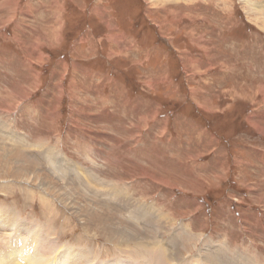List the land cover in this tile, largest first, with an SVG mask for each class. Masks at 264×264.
<instances>
[{"label": "rangeland", "instance_id": "rangeland-1", "mask_svg": "<svg viewBox=\"0 0 264 264\" xmlns=\"http://www.w3.org/2000/svg\"><path fill=\"white\" fill-rule=\"evenodd\" d=\"M261 6L0 0V264H264Z\"/></svg>", "mask_w": 264, "mask_h": 264}, {"label": "bare ground", "instance_id": "bare-ground-1", "mask_svg": "<svg viewBox=\"0 0 264 264\" xmlns=\"http://www.w3.org/2000/svg\"><path fill=\"white\" fill-rule=\"evenodd\" d=\"M159 4H161V3H159ZM252 7V6H251ZM254 7H257V5H254ZM262 7V8H261ZM261 7H258V9H260V10H264V6H261ZM60 20H61V18H60ZM1 130V129H0ZM2 132V131H1ZM0 132V133H1ZM3 133V132H2ZM15 140H19V136H17V138L15 139ZM14 140V141H15ZM13 141V140H12ZM13 141V142H14ZM20 141V140H19ZM2 142V141H1ZM10 143H11V141H10ZM16 144V143H15ZM19 144H21V143H18L17 145H19ZM3 145V144H2ZM2 145H1V147H2ZM22 145V144H21ZM25 148H29L27 145L26 146H24ZM28 152V151H27ZM10 157V156H9ZM55 159H57L56 157H55ZM63 161V160H62ZM68 161V160H67ZM11 162V161H10ZM64 162V161H63ZM60 163H61V160H60ZM62 164V163H61ZM53 165V164H52ZM69 165H71V164H69ZM71 166H73V165H71ZM74 168L76 169V167L74 166ZM55 169V168H54ZM55 171V170H54ZM54 176H55V174H54ZM62 177V176H61ZM58 178H59V176H58ZM83 180V179H82ZM32 181V180H31ZM65 181V180H64ZM42 183V182H41ZM30 184V183H29ZM44 184H46V183H44ZM43 186V185H42ZM44 187V186H43ZM46 188V187H45ZM48 188H50V187H48ZM60 188V186L58 187V189ZM87 188V187H86ZM92 188V187H91ZM47 190V189H46ZM57 190V189H56ZM62 190V189H61ZM46 192V191H45ZM57 192H58V190H57ZM92 192V191H91ZM59 193V192H58ZM60 193H61V191H60ZM57 194V193H56ZM97 194V193H96ZM68 195V194H67ZM65 196V195H64ZM79 199V198H78ZM102 207H103V205H102ZM106 207V206H105ZM107 208V207H106ZM78 210V209H77ZM109 210V209H108ZM105 211V210H104ZM91 213V212H90ZM89 213V214H90ZM93 213V212H92ZM99 214V213H98ZM101 215V214H100ZM105 221V220H104ZM8 223V222H7ZM13 250H14V247H13ZM7 253V252H6ZM33 255H34V253H33ZM31 253H29V254H26L25 253V256H24V258L22 257V255H21V253L20 252H15V253H13L12 252V255L10 256V258H9V261H11V263H8V264H37V263H39L38 261H36V262H33L32 261V256H33ZM2 255L0 254V260H3V259H5L4 258V255L1 257ZM34 258H36L35 256H33V259ZM53 259V258H52ZM20 262V261H22V260H24V261H22V262H20V263H18V261ZM60 259H58L57 261L59 262L58 264H71V261L69 260V261H67V260H65V263H62L61 261H59ZM4 261V260H3ZM46 261H48L47 259H46ZM4 264V263H3ZM51 264H56V262H55V260H53V261H51Z\"/></svg>", "mask_w": 264, "mask_h": 264}]
</instances>
